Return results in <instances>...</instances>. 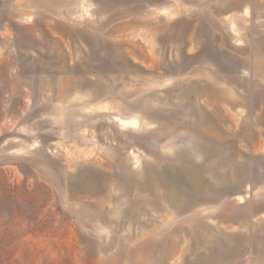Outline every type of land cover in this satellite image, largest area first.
<instances>
[{
    "label": "rangeland",
    "instance_id": "374dc122",
    "mask_svg": "<svg viewBox=\"0 0 264 264\" xmlns=\"http://www.w3.org/2000/svg\"><path fill=\"white\" fill-rule=\"evenodd\" d=\"M228 6L0 0V264H264V44Z\"/></svg>",
    "mask_w": 264,
    "mask_h": 264
},
{
    "label": "crops",
    "instance_id": "0c3cea01",
    "mask_svg": "<svg viewBox=\"0 0 264 264\" xmlns=\"http://www.w3.org/2000/svg\"><path fill=\"white\" fill-rule=\"evenodd\" d=\"M212 2L229 4L222 18L228 22L232 35L241 38L246 36L243 42L264 44V0H212ZM259 50L255 58L264 59V46H260ZM254 65H257V62ZM261 223L251 219L246 226L252 229L254 235H257L261 229ZM248 262L249 257H246L244 264Z\"/></svg>",
    "mask_w": 264,
    "mask_h": 264
}]
</instances>
